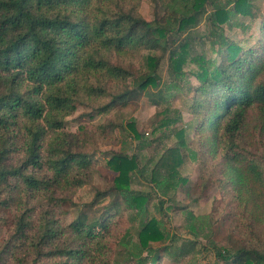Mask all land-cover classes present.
<instances>
[{
	"label": "trees",
	"instance_id": "1",
	"mask_svg": "<svg viewBox=\"0 0 264 264\" xmlns=\"http://www.w3.org/2000/svg\"><path fill=\"white\" fill-rule=\"evenodd\" d=\"M139 2L0 0V213L9 214L0 264H114L107 245L109 213L123 210L131 221L145 216L134 227L136 242L129 230L117 238L127 262L156 264L162 256L189 253L188 244L178 252L163 245L164 255L154 249L152 244L163 243L168 234L161 219L147 214L152 194L171 200L170 190L186 183L178 171L182 151L188 150L182 130L175 131V145L143 168L136 156L111 154L106 161L115 173L111 185L97 189L71 223L61 219L97 165L93 151L85 149L87 130L67 132L65 119L84 104L107 113L128 95L144 94L155 106L166 104L182 90L180 84H189L183 70L189 61L198 66L191 73L197 84L188 90L201 153L218 168L221 190L231 192L239 211L233 230L239 227L245 240L232 249L212 243L210 250L223 264H264V161L244 153L251 144L246 140L251 111L255 131L264 134V19L257 42L242 49L224 30H244L236 19L253 17L249 0H152L151 21L139 14ZM203 15L213 31L196 38L190 32ZM204 46L220 55L218 63L205 56ZM139 51L146 52L144 72L134 77L123 58ZM165 57L169 81L161 84L158 67ZM176 121L166 119L160 127ZM128 127L142 139L133 122ZM115 128L108 120L95 134L112 140ZM144 174L151 192L133 190L134 176ZM97 206L103 209L100 215L94 213ZM205 217L210 226L209 214ZM187 218L192 232L199 231L195 222L201 217L188 212Z\"/></svg>",
	"mask_w": 264,
	"mask_h": 264
},
{
	"label": "rangeland",
	"instance_id": "2",
	"mask_svg": "<svg viewBox=\"0 0 264 264\" xmlns=\"http://www.w3.org/2000/svg\"><path fill=\"white\" fill-rule=\"evenodd\" d=\"M222 3L225 0H220ZM253 17L241 18L236 20L242 24V28L226 27L224 35L230 40L236 42L242 49L252 47L261 34L260 24L264 19V1L249 0ZM155 5L152 0H140L139 14L147 21L154 18ZM249 27V28H248ZM213 31V28L207 22V16L203 15L200 22L190 32L193 36L206 38ZM197 43V41H196ZM205 56L212 57L218 63L220 55L211 53L207 46H204ZM197 50V51H196ZM193 50L195 54L198 48ZM145 51H139L133 57H124L123 62L134 77L144 72V56ZM193 55V54H192ZM189 58H192L189 56ZM115 61V60H114ZM183 70L188 74L187 84H180L182 90L173 93L167 99V103L155 106L144 94L128 95L125 100H117L115 107L107 113H96L91 104L78 105L75 112L65 119V130L70 133H77L87 130L85 139L87 138V151H93L91 158L97 162L96 168L90 177L89 184L77 190L72 195L74 205H66L61 215L62 223H71L84 209L85 204L92 201L94 193L97 189H105L110 186L115 173L106 166V161L113 153L126 154L128 156H136L139 167L148 166V161L152 157L156 159L166 147L175 145L179 139L175 136V131L182 130V140L187 145V149H183V163L178 169L179 177L186 181L185 184L171 189L169 198L160 196L158 193L152 194L148 205V216L162 220L163 228L168 234V238L163 243H154L152 247L157 249L160 254L163 245H169V250L175 252L181 249L182 245H189V253L176 255L175 259L168 256H162L160 262L156 264H223L216 260L210 250L212 243H217L226 248H234L236 245H243V237L240 234V228L233 230L236 210L235 203L232 201L231 192L221 190L220 184L216 179L221 178L217 167L212 166L201 152L200 141L197 138L195 127L196 119L191 114L192 92L188 90V86L196 85L195 78L191 76L192 72L198 70L195 62H188ZM158 75L161 84L169 81L167 76L166 57L161 60L158 67ZM130 80H128V83ZM184 87V90H183ZM152 92L156 90L152 89ZM126 101L125 105L121 103ZM249 113V127L251 132L250 139H246L248 144L244 153L253 159H262L264 161V134L255 131V113ZM166 119H177V121L167 127H160L161 121ZM112 121L117 125L113 130L112 140H102L95 134L98 126ZM137 133L142 139H136L134 133L128 127L132 123ZM195 152L196 158H191V153ZM147 168L146 170H148ZM87 179V178H86ZM132 189L144 190L151 192V184L148 182V175H135L132 180ZM163 201L162 207L160 201ZM172 201V202H171ZM106 204V203H105ZM161 207V208H160ZM181 207L183 208L181 210ZM162 212V213H161ZM191 212L196 218L201 217L195 222L198 230L192 232L190 229V220L187 213ZM95 214H102L103 209L97 206L94 210ZM210 216V226L206 222L205 216ZM9 214L0 213V248L3 242L7 240ZM110 224L108 228L109 237L107 245L112 249L111 258L114 264H134L127 262L120 253L121 248L117 245V238L123 235L125 231H130L134 242L137 241L136 231L134 227L138 226L139 220L145 219V216L136 217V220H130L128 211H121L115 215L114 211L109 213ZM239 218V217H238ZM8 225V226H7ZM242 228V227H241ZM264 234V226L260 229ZM259 231V232H260ZM206 235V237H204ZM146 255L143 253V256ZM164 255V254H162ZM144 264H150V261H143ZM7 264H14L11 260Z\"/></svg>",
	"mask_w": 264,
	"mask_h": 264
}]
</instances>
